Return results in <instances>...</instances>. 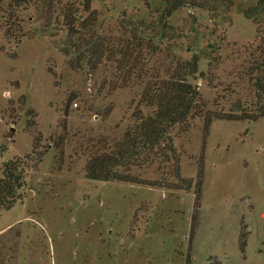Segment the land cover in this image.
Instances as JSON below:
<instances>
[{"label": "rangeland", "instance_id": "obj_1", "mask_svg": "<svg viewBox=\"0 0 264 264\" xmlns=\"http://www.w3.org/2000/svg\"><path fill=\"white\" fill-rule=\"evenodd\" d=\"M231 2L225 18L180 9L161 32L160 0H93L87 11L83 0H0V176L33 137L46 151L0 212V264H264V117L174 128L171 151L161 145L130 169L141 184L85 174L177 61L198 58L188 82L216 115L254 100L243 69L257 37L245 11L257 1ZM255 20L264 29V12ZM69 40L81 46L78 70ZM96 44L105 52L94 71L86 46Z\"/></svg>", "mask_w": 264, "mask_h": 264}, {"label": "trees", "instance_id": "obj_2", "mask_svg": "<svg viewBox=\"0 0 264 264\" xmlns=\"http://www.w3.org/2000/svg\"><path fill=\"white\" fill-rule=\"evenodd\" d=\"M7 1L9 9H12L27 5L34 0ZM92 1L83 0L86 11ZM256 1L255 7L245 11V16L257 25V37L256 46L243 69L248 84L253 90L254 100L249 105L243 106L237 101L230 113L224 116L216 115L207 110L197 88L188 82V79H194L198 73V58L193 57L191 61L184 63L177 61L167 78L158 80L156 77L157 80L152 85L147 83L132 113L131 125L125 130L122 138L114 141L109 149L95 153L87 160L85 174L88 179L141 184L130 174V169L135 166L141 168L148 164L161 145L171 151V131L174 128L186 126L196 117H203L206 130L212 120L216 119L256 122L264 117V29L260 27V22L255 20L260 11L264 12V0ZM160 2L162 9L158 13L157 26L161 32L170 29L168 19L180 9H201L208 11L212 17L218 15L225 18L232 7L231 0H160ZM69 17V13L66 14L67 22ZM92 25L88 27L91 28ZM84 27L86 28L85 25ZM68 32L69 39H73L78 34L73 25ZM69 42V48L75 57L69 60V66L72 70H78L79 62L84 61V58L81 59L83 54L79 51L81 46L73 43L72 40ZM87 47V53H94V62L87 61V64L90 70L96 71L105 51H102V45L99 44L94 45V48L89 45L86 49ZM62 53L66 57L69 56L66 49ZM150 109L151 113H145ZM39 149V140L33 137L32 152L28 156L23 160H12L3 165L0 176V212L9 210L21 199L20 191L25 187L23 177L25 169L36 168L46 152Z\"/></svg>", "mask_w": 264, "mask_h": 264}]
</instances>
